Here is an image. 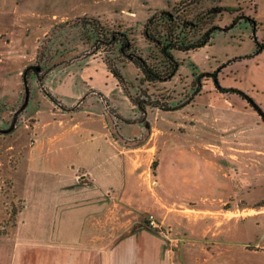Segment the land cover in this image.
I'll return each mask as SVG.
<instances>
[{
  "label": "rangeland",
  "instance_id": "1",
  "mask_svg": "<svg viewBox=\"0 0 264 264\" xmlns=\"http://www.w3.org/2000/svg\"><path fill=\"white\" fill-rule=\"evenodd\" d=\"M83 1L0 0L2 245L13 237L25 206L19 179L33 124L42 130L51 121L45 133H54L53 118L63 114L75 116L83 142L99 141L107 132L129 147L145 146L137 151L148 154L147 174H158V193L170 168L174 174L170 197L175 208H184L179 202L194 207L203 198L214 199L238 219L234 248L259 245L264 230V50L257 53L256 43L264 41V0H204V8L218 10L214 24L219 28L211 44L176 53V75L155 85L141 84L132 63L96 50L89 23L125 31L146 52L144 22L154 10L170 9L180 0ZM55 10L78 14L41 17L40 11ZM19 12L28 13L27 20L16 21L23 16ZM107 62L118 67L122 83ZM135 98L144 102L143 110ZM144 210L142 219L151 215L170 229L158 221V211ZM242 253H236L237 262L243 261Z\"/></svg>",
  "mask_w": 264,
  "mask_h": 264
},
{
  "label": "crops",
  "instance_id": "2",
  "mask_svg": "<svg viewBox=\"0 0 264 264\" xmlns=\"http://www.w3.org/2000/svg\"><path fill=\"white\" fill-rule=\"evenodd\" d=\"M40 12L47 19L78 14ZM19 13L16 21L27 20L28 13ZM53 120L54 133H45L51 121L42 130L33 124L19 179L25 206L8 245L0 242V264H264V230L259 245L235 249L233 210L206 198L175 208L171 168L158 193V174H147L149 156L137 151L145 146L129 147L107 132L83 142L74 115ZM147 207L172 233L150 234L159 233L142 219ZM237 252L243 261L237 262Z\"/></svg>",
  "mask_w": 264,
  "mask_h": 264
},
{
  "label": "trees",
  "instance_id": "3",
  "mask_svg": "<svg viewBox=\"0 0 264 264\" xmlns=\"http://www.w3.org/2000/svg\"><path fill=\"white\" fill-rule=\"evenodd\" d=\"M204 0H180L170 9L154 10L146 19L142 36L148 46L144 52L138 48L125 31L107 29L97 21L93 25L94 46L98 51L116 54L122 64L130 62L138 71L141 84H158L172 79L180 66L175 54L193 52L211 44L219 26L214 24L217 9L203 7ZM93 21V20H92ZM255 23L254 20H251ZM233 23H236L234 19ZM264 50V41L256 43V52ZM109 71L123 82L118 67L107 62ZM208 75H204L206 77ZM215 79L216 75H209ZM138 110L144 109V102L133 99Z\"/></svg>",
  "mask_w": 264,
  "mask_h": 264
},
{
  "label": "built area",
  "instance_id": "4",
  "mask_svg": "<svg viewBox=\"0 0 264 264\" xmlns=\"http://www.w3.org/2000/svg\"><path fill=\"white\" fill-rule=\"evenodd\" d=\"M146 226L148 228H150L152 231H155V232H159V233H167L169 234L170 233V229H164L160 226V224L157 223V221L151 216L149 215L147 218H146Z\"/></svg>",
  "mask_w": 264,
  "mask_h": 264
}]
</instances>
